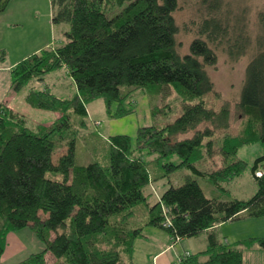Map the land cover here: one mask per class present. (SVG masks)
<instances>
[{
  "label": "trees",
  "instance_id": "16d2710c",
  "mask_svg": "<svg viewBox=\"0 0 264 264\" xmlns=\"http://www.w3.org/2000/svg\"><path fill=\"white\" fill-rule=\"evenodd\" d=\"M12 1L0 0V14ZM50 1L53 25L68 27L64 44L16 64L10 93L26 92L30 107L57 119L49 127H29L7 99L0 104V263L8 236L29 230L44 249L18 264H49L48 258L52 264H136L134 242L143 228L130 220L141 205L149 213L146 226L166 231L174 244L242 215L264 217V155L253 165L257 192L247 201L210 199L197 180L188 179L167 183L154 205L147 189L157 179L145 160L178 156V165L164 166L168 171L186 168L220 192L248 169L240 150L264 147V9L257 13L256 37L249 10L232 0ZM182 15L188 18L183 23ZM222 54L232 64L246 61L236 100L217 91L210 76ZM63 69L76 92L60 98L47 77ZM156 86L161 103L176 95L180 116L159 123L172 106L153 105V123L139 128L134 141L109 139L108 165L78 166L87 106L102 99L111 117L124 118L136 112L134 94ZM112 216L118 218L111 222ZM210 241L201 254L205 261L191 255L181 264H242L241 250ZM255 241L264 249V238Z\"/></svg>",
  "mask_w": 264,
  "mask_h": 264
},
{
  "label": "crops",
  "instance_id": "0c3cea01",
  "mask_svg": "<svg viewBox=\"0 0 264 264\" xmlns=\"http://www.w3.org/2000/svg\"><path fill=\"white\" fill-rule=\"evenodd\" d=\"M41 16L45 18L42 19ZM52 18L53 11L50 0H13L7 10L0 14V53L2 50L7 53L5 59L0 61V104L7 99L9 109L24 116L33 126L49 127L56 121L57 115L30 107L26 102V92L18 95L10 93V70L34 53L64 44V32L66 30H61V25L54 26ZM60 35H63V39H60ZM62 71H65L67 75L65 69ZM51 89L53 90V87ZM55 95L60 97L58 94ZM139 104L138 102L137 108H135L136 112L133 115L117 119L108 114L104 100L99 99L87 106L88 117L86 121L90 126H94L95 122L100 123L99 129L104 136H107V139L125 135L134 141L139 128L150 126L153 123L150 101L144 100L141 103V108ZM142 108L144 110L141 112ZM113 110H116V106L113 107ZM166 187V184H162L156 203L160 200ZM224 192H227L226 189ZM150 200L149 198V204ZM145 211L147 216L145 219L136 221L134 217L136 214H134L130 220L135 228H143L142 235L134 242L132 260L136 264H181L184 258L191 255H200L201 260L205 261L207 255L201 254L210 250L211 237L215 239L218 248L241 250L242 264H264V249L255 241L264 238V217L249 218L242 215L240 219L230 220L207 230L198 237L182 239L174 244L172 236L166 231L157 227L146 226L149 213L148 209ZM14 243H18L21 247V250L17 249L14 252L15 257L22 255V252L29 248L26 257L24 256L25 258L23 257L21 261L44 249L43 245L29 230L10 234L7 238L5 254L10 245ZM11 257L10 259H12ZM3 258L2 262L4 261Z\"/></svg>",
  "mask_w": 264,
  "mask_h": 264
},
{
  "label": "rangeland",
  "instance_id": "374dc122",
  "mask_svg": "<svg viewBox=\"0 0 264 264\" xmlns=\"http://www.w3.org/2000/svg\"><path fill=\"white\" fill-rule=\"evenodd\" d=\"M238 6L242 8H247L249 10V16L252 22V30L257 32V13L264 9V0H232ZM235 5V4H234ZM235 5V6H237ZM186 12V10L184 11ZM117 13V10H114L110 16ZM44 19V16H41ZM186 15L180 16V22L183 23L187 20ZM61 30H68L66 25H61ZM59 30V29H58ZM261 34L260 28L258 32L255 34L257 37ZM61 36V35H60ZM60 39H63V35ZM60 46V45H58ZM57 46L51 47L50 49H55ZM4 52L6 56V51ZM185 52L186 49H185ZM245 68H246V61L241 60L237 64H232L229 62L226 55L222 54L220 57V61L218 66L215 70L210 71V76L212 77L213 81L215 82V86L217 91L222 93V95L228 100H236L239 95L240 86L245 77ZM47 84L53 87V92L58 94L60 97H67L72 94H75V88L70 86L71 82L68 76L65 74V71H61L59 73L49 75L47 78ZM57 85V86H56ZM37 88H39L37 84H35ZM42 88V87H41ZM144 100H149L151 106H161L164 108L167 105L172 106V110L169 112V115L163 116L162 120L159 123L168 124L173 122L177 117L180 116L181 108L179 100L177 99L176 95L173 93L170 98H168L165 102L161 103L159 87H153L147 90H140L134 94L133 100L131 99V103H133V107L137 108V103L139 102V107L141 108V103ZM144 108L141 109V112ZM139 112V111H138ZM168 113V111H166ZM139 116V115H138ZM158 122V119H156ZM79 125V122H77ZM33 126L32 123L29 122V127ZM100 123H94V126H90L86 121V127L80 129V139L79 145L77 149V159L76 164L78 166L81 165H88L90 163H99L101 165H108L109 164V139L107 136H104L100 129ZM97 127V128H96ZM33 128V127H32ZM79 129V127H78ZM58 155V154H57ZM56 155V157H57ZM264 155V147L260 144L244 147L239 152V158L243 159L248 164V169L244 172V174L238 178L231 180L224 184V188L227 192H220L217 190L214 185L205 178L197 177L194 175L193 172L186 168H180L174 170L173 172L168 171L167 168L164 166L167 164H175L178 165L181 162V159L178 156H170L168 158H163L157 160V156H146L145 160L148 164V168L151 172L152 178L155 180L157 179L149 189H147V194L150 195V204L154 205L156 203V199L160 195V191L162 188V184L167 183H174L176 185L184 184L188 179H195L198 181L200 186L202 187L205 195L208 198L218 197L221 200H234L236 198L248 200L255 195L257 192V184L255 182L254 176L252 174V168L257 158ZM262 173V172H261ZM165 176V178H162ZM159 178V179H158ZM165 179V181H162ZM145 206H137L135 207V220L145 219L147 216ZM118 216L110 217L111 222L116 220ZM28 231V230H26ZM31 236V235H30ZM36 238V237H35ZM18 243H14L10 245L5 257L3 258L4 261L0 264H12L18 263L21 261L25 255H27L28 250H24L22 255L14 256V252L21 247ZM42 246V245H41ZM18 250V251H19ZM17 251V252H18ZM14 254V255H13ZM13 255V256H12ZM12 256V257H11ZM10 257L12 259H10ZM15 257V258H14ZM26 257V256H25ZM24 257V258H25ZM14 258V260H13ZM49 264H52V259L48 258ZM182 262V261H181Z\"/></svg>",
  "mask_w": 264,
  "mask_h": 264
},
{
  "label": "built area",
  "instance_id": "2783aa9c",
  "mask_svg": "<svg viewBox=\"0 0 264 264\" xmlns=\"http://www.w3.org/2000/svg\"><path fill=\"white\" fill-rule=\"evenodd\" d=\"M256 176H257V177H261V176H262V173H261V172H257V173H256ZM179 241H180V240H175L176 243H178Z\"/></svg>",
  "mask_w": 264,
  "mask_h": 264
}]
</instances>
